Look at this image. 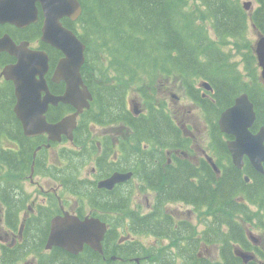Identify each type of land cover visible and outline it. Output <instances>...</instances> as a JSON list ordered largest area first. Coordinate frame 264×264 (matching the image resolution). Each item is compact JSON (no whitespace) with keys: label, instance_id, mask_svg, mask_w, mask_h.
Returning a JSON list of instances; mask_svg holds the SVG:
<instances>
[{"label":"flooded vegetation","instance_id":"flooded-vegetation-1","mask_svg":"<svg viewBox=\"0 0 264 264\" xmlns=\"http://www.w3.org/2000/svg\"><path fill=\"white\" fill-rule=\"evenodd\" d=\"M252 6L250 11L254 10L258 3L256 7ZM43 21L40 9L38 21L26 26L19 27L9 22H1L0 40L12 39L17 46L31 50H47L52 64L48 44L42 41ZM16 62L15 55L7 49L0 50V73L5 66ZM53 71L52 64L46 74L47 82L54 94H61L65 90V82L54 81ZM4 80V77L0 76V81ZM258 80L261 84L252 86L256 91H252L250 96L256 109L258 105L264 106L261 69ZM9 81L13 84L15 94V85L12 80ZM87 85L92 89L88 83ZM200 86L205 87L197 90L201 97L213 99L214 86L213 89H208L205 82ZM42 94L45 95V92ZM171 95L175 97L172 101L179 103L181 98L172 92ZM135 102L138 101L128 102L133 105L134 112ZM162 104L175 128L168 133L173 141L172 138L165 137L163 142H159L156 150H153L151 142L145 140V137H138L140 152H135L136 147L130 141L133 129L122 122L95 125L102 128L97 140L91 139V131L87 133L84 130L79 140L63 137L59 142L50 140L47 134L28 137L19 122L24 138L9 133L13 139L5 141L7 145L3 144V148L13 153L9 165L7 164L9 186L5 192L0 193V264H192L191 258L200 259L196 264H223L226 241L223 236L231 232V226L226 221L223 223L221 206L207 202L199 206L195 202L196 205H193V202L188 200L189 197L179 195L165 199L159 184L150 181V174L155 172L151 166L160 167L164 173L181 171L184 177H194L196 180L193 184L196 188L207 181L219 185L225 168L237 169L241 179L247 183L256 180L254 173L259 170L245 159L242 168L235 164L227 167L221 160V171H218L209 160L211 156L213 162L219 164L216 157L209 153L219 141L214 136L221 137L217 126L206 120L205 112L202 114L201 111L200 116L194 118L189 107H183L184 110L180 112V105L168 107L166 102ZM62 105H67L68 110L63 115L51 117L50 112L58 111ZM75 110L72 105L63 102L58 105L50 104L47 118L49 121H57ZM85 111L77 118L75 136ZM185 113L191 114L193 119L180 116ZM219 129L224 134L220 126ZM87 135L90 137V143L86 142ZM31 139L37 143L33 157L30 161L24 159L23 174L18 176L24 179H16V173L22 168V164L21 160H16L14 153L20 149L21 141ZM229 139L233 137L228 136L225 139L226 148ZM38 146H41V149L35 157ZM226 156L231 158L230 154ZM87 166L88 169L85 170ZM3 173L4 171L0 170V176ZM115 173H131V177L116 181L112 187L102 184ZM246 177H249V180ZM135 191L145 196L146 211L142 203H136L138 197L131 201ZM203 210L208 214H203ZM192 212L204 223L205 228L199 229L191 222L189 215ZM66 214L78 216L81 220L87 217L96 218L106 225L102 251L96 250L88 243H84L83 248L77 252L56 243L50 244L54 219ZM229 218L237 227L239 221L246 225L254 224L253 220H243L238 215ZM249 233L250 236L255 234L252 229H249ZM234 248H241L255 255L247 261L240 256L242 259L240 258L238 264H264L263 238L252 242L249 234L245 233L244 244H233V251Z\"/></svg>","mask_w":264,"mask_h":264},{"label":"trees","instance_id":"trees-1","mask_svg":"<svg viewBox=\"0 0 264 264\" xmlns=\"http://www.w3.org/2000/svg\"><path fill=\"white\" fill-rule=\"evenodd\" d=\"M80 2L83 7L80 18L77 21L64 18L63 22L86 43V61L82 72L86 83L92 88L94 99L91 108L82 114L76 139L82 138L81 134L87 129L86 124L89 122L101 125L122 122L133 129L130 141L136 147L135 152H140L138 137H145V140L151 142L153 150H156L159 142H163L175 128L165 106L152 104L148 113L135 115L129 109L128 95L132 87L148 86L160 75L164 78L182 79L187 93L205 112L206 120L217 126L221 137L214 136L219 141L212 150L221 165V156L228 154V151L225 136L218 126L219 116L239 93L248 91L251 96L252 86L261 84L258 80L260 72L254 43L248 38V31L249 26L254 25L264 33V0H257L258 6L251 11L245 9L243 0ZM48 47L54 66L62 54L59 50L49 45ZM229 47L235 49V52L232 53ZM234 54L240 55L241 59L233 60ZM106 60L109 62L104 71ZM106 71H111L117 82H97L99 84L95 85L93 76L99 80L98 76L102 74L99 81H108ZM245 71L246 79L254 76L256 81L248 83L244 77ZM201 78L209 79L214 86L213 99H204L197 92L196 82ZM15 101L12 82L0 81V162L5 161L8 165L13 152L3 148V140L13 139L9 133L24 138L13 111ZM68 108L67 105H62L58 111L52 110L50 116L63 115ZM257 113L255 128L264 123V106L258 105ZM142 122L145 124L142 125ZM175 133L178 137L177 130ZM21 142L20 149L14 153L16 160H21L22 164L16 176L23 174L24 159H32L37 144L33 139ZM151 168L155 172L150 174V181L159 184L165 199L169 195H179L190 197L188 199L191 201L203 199L201 202H222L214 205L221 206L223 223L226 221L231 226V232L223 236L226 240L223 264H238L240 258L234 254L232 245L244 244L245 229L240 222L237 223L238 227L234 226L229 217L242 213L243 220L258 219L263 226L261 228H264V173L255 171L256 180L247 183L241 179L237 169L225 168L224 177L216 192L211 189L208 181L196 188L189 181L188 175L184 177L181 171L164 173L160 167ZM238 190L241 194L245 192L249 201L259 206V209L251 212L240 200H234L232 194ZM194 201L193 205H196ZM199 261L198 258L190 260L193 264Z\"/></svg>","mask_w":264,"mask_h":264},{"label":"water","instance_id":"water-1","mask_svg":"<svg viewBox=\"0 0 264 264\" xmlns=\"http://www.w3.org/2000/svg\"><path fill=\"white\" fill-rule=\"evenodd\" d=\"M252 4L253 1L248 0L244 7L250 9ZM39 5L44 18L42 41L63 54L54 68L53 80L65 82L64 92L54 94L50 90L46 79V74L51 68L48 51L17 46L12 39L0 40V50L7 49L17 57L15 64L5 66L2 75L7 80H12L15 85L14 112L22 122L25 134L36 136L46 132L51 140L60 141L63 136L73 139L77 117L84 109L91 107L93 94L82 74V67L86 61V44L73 29L64 24L63 18L78 20L83 13L82 3L80 0H0V23L9 22L23 27L37 22ZM254 50L264 80L263 32H258ZM205 86L212 89L207 81ZM43 91L45 95L42 94ZM60 102L72 105L76 111L56 122L49 121L47 111L50 104L58 105ZM134 108L136 114L141 112L138 102H135ZM256 119L255 104L249 93L245 91L222 112L219 126L223 132L234 136V139L227 142L233 162L241 168L244 164V156H247L259 171L264 172V125L254 132L252 127ZM130 177L131 173H115L102 184L112 187L116 181L121 179L124 181ZM106 229V225L96 218L87 217L81 220L78 216L66 214L54 219L50 244L56 243L77 252L83 248L84 243H88L96 250L102 251ZM241 255L246 260L252 258L245 253Z\"/></svg>","mask_w":264,"mask_h":264},{"label":"rangeland","instance_id":"rangeland-1","mask_svg":"<svg viewBox=\"0 0 264 264\" xmlns=\"http://www.w3.org/2000/svg\"><path fill=\"white\" fill-rule=\"evenodd\" d=\"M244 1L245 0H243V3H244ZM252 1H253V6L252 7H256L257 6V0H252ZM248 38L250 40H252L253 43L256 42L257 32L255 31L253 26H249ZM229 50H231L232 53L235 52V49L232 50L231 47H229ZM240 59H241L240 55H238V54H234L233 55V60H240ZM108 62L109 61L106 60V62L104 64V68H103L104 71L106 70V68L108 66ZM106 75L108 76V81H105V80L99 81L101 79V77L103 76L102 74L100 76H98L99 80H97V78H95L93 76L92 77V81L96 83L95 85L99 84L97 82H102L104 84H107V83L108 84H114V83L117 82L115 80L116 76L111 71L110 72L106 71ZM244 77L246 79V71H245ZM202 80L203 79H198V81L196 82L197 86H200L199 83L202 82ZM254 80L256 81L254 76L253 77L248 76V78L246 79V81L248 83H250V84H252ZM251 90L253 92L256 91L255 89H251ZM168 91H170V93H168ZM171 92L176 94L179 98H181L179 103H175V102L172 101V98H175V97H173L171 95ZM128 96H129L128 100H136V101L139 102V108L141 110V112L139 114L148 113L149 108H150V106L152 104L161 105L164 102H166L168 107H171L173 105L182 106V107L179 108L180 112H182L184 110V108L188 109V107H189V109L191 111V114L194 115V118H198L200 116L201 111H202V114H204V112H203L202 108L200 107V105L196 101H194L190 97V95L187 93L186 89L184 88L182 79L176 80V79L171 78V77L164 78V77L159 75V76H156L155 80L151 84H149L148 86L137 85V86L132 87L130 89V91H129V95ZM176 101H178V100H176ZM129 107H130L131 110L133 109V105L132 104L131 105L129 104ZM191 114L185 113V114H180V116H182L184 118L190 117L191 119H193ZM202 114H201V116L203 118ZM95 125H98V124H96L95 122H89V123L86 124V128H87L86 132L88 133L89 131H91V139L92 140L93 139L97 140L100 137L101 133H102V128H97ZM126 135H128V134H126ZM167 137L172 138L170 135H168ZM86 142L90 143V137L88 135H87V138H86ZM209 153H210V151H209ZM87 169H88V166L85 167V170H87ZM0 170L4 171V173L0 176V193H3V192H5L8 189V186H9V179H8V175H7L8 166H7V163L5 161H1L0 162ZM231 174H233V173H231ZM255 177H256V175H255ZM188 179H189L190 182L195 183L196 179L194 177H192V178L188 177ZM208 184L211 185V189L212 190L216 191V189L218 187L217 183L211 181ZM222 194H224V190H222ZM136 197H138L137 200H136V203L137 204L142 203V206H143L144 210L146 211L147 208H146V203H145V196L142 195V194H139L137 191H135L133 196H132V198H131V201L132 200L134 201ZM232 198L234 200H240L241 199L240 190L235 191L232 194ZM202 200L203 199H200V201H202ZM192 201H194V200H192ZM200 201H194V202L199 203ZM201 203H203V202H201ZM207 203L218 204V203H222V202L218 201V200H213V201H210V202H207ZM203 214H208V212L203 210ZM189 219L199 229L200 228H205L204 223L201 222L199 220V218L197 219L193 212L189 215ZM240 220H242V219H240ZM239 222L242 223V226L244 227L246 234H249V229H252V230H254V233L256 234L257 237H259V238L261 237L264 240V228H263V230H260L257 227H255V224L251 223V225L250 224L246 225L242 221H239ZM251 241L255 242L252 239H251Z\"/></svg>","mask_w":264,"mask_h":264},{"label":"bare ground","instance_id":"bare-ground-1","mask_svg":"<svg viewBox=\"0 0 264 264\" xmlns=\"http://www.w3.org/2000/svg\"><path fill=\"white\" fill-rule=\"evenodd\" d=\"M41 239V238H40ZM38 244V243H37Z\"/></svg>","mask_w":264,"mask_h":264}]
</instances>
